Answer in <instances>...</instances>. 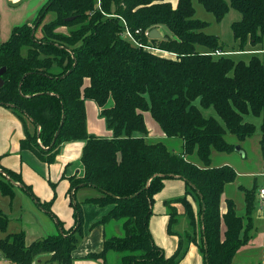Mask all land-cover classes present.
<instances>
[{
  "label": "trees",
  "instance_id": "obj_1",
  "mask_svg": "<svg viewBox=\"0 0 264 264\" xmlns=\"http://www.w3.org/2000/svg\"><path fill=\"white\" fill-rule=\"evenodd\" d=\"M198 1L217 21L230 8L240 13L230 25L238 50L263 41L264 0ZM48 12L53 17L42 23ZM194 14L192 0H47L31 24L13 26L8 39L0 42V69H5L0 104L25 127L21 150L52 163L63 143L84 141L81 172L69 177L70 187H93L97 194L84 202L110 207L94 223L104 226L103 246L85 257L107 264L114 253L117 264H178L200 231L205 263L231 264L252 236L256 186L241 187L243 215L231 199L221 215V195L236 172L228 164L210 166V154L212 149L235 150L225 139L227 132L239 139L255 132V124L245 120L249 114L261 117L264 153V62L256 54L248 60L211 54L225 51V45L203 31L207 22ZM58 26L74 28L62 33ZM152 28L160 38L148 37ZM126 29L138 44L124 35ZM85 99L96 102L111 137L87 132ZM209 108L219 119L203 113ZM145 111L165 136L182 139L180 151L148 141ZM195 150L204 167L186 159ZM173 177L183 179L187 190L164 201L167 233L177 236L176 248L167 255L153 239L149 223L155 196ZM15 182L50 211L52 200L41 202L18 173L0 164V193L12 197ZM188 193L196 199V209ZM175 204L183 206L187 219L183 233L175 230ZM74 217L71 228L64 229L58 220L61 232L30 243L23 230L5 233L0 252L11 264H32L42 255L48 264H73V252L84 235L79 203ZM8 220L0 210L1 231ZM221 221L226 227L223 239Z\"/></svg>",
  "mask_w": 264,
  "mask_h": 264
},
{
  "label": "crops",
  "instance_id": "obj_2",
  "mask_svg": "<svg viewBox=\"0 0 264 264\" xmlns=\"http://www.w3.org/2000/svg\"><path fill=\"white\" fill-rule=\"evenodd\" d=\"M4 1L14 2L15 0ZM26 1L28 4L26 11L9 19L10 29L7 34L8 36H6V30L8 27H3L0 30V42L8 39L13 26L22 23L31 24L36 18L38 11L47 0ZM232 51L234 50L232 49ZM253 53L258 55L264 62V39L261 43L256 45L247 44L242 52H235V55H250ZM248 59L249 57L244 60ZM95 104L89 99L85 100V109L87 106L89 111L90 109L94 110L95 108L96 113L100 112V108ZM249 115L245 116V120L253 122L256 126V130L258 129L259 134H261V117L255 116L256 119H259L258 121H255V119H251V116ZM24 129L25 127L23 126L22 121L11 111V109L0 104V164L3 167L18 173L21 176L23 183L31 187L32 192L41 202L52 200L50 205L51 212L40 206L19 182H15V193L12 197L4 196L0 193V210L9 218L5 232L0 230V237L8 232L23 230L25 232L26 243H30L34 239L61 232L62 230L58 220L62 222L64 229H69L74 225V208L76 207V203H79L83 214L84 235L73 252V264H103L101 260L91 259L85 257V255L90 251H99L102 248L104 226L102 224L94 223L97 222L110 207H100L96 204L84 202L86 197L97 194L95 188L89 186L70 187L69 177L75 174L78 175L81 172L82 166L80 163V156L84 141L73 140L63 143L55 160L52 163H46L41 161L31 151L21 150L20 140L25 135ZM89 132L102 133L98 134V136L102 135L103 137H111L112 135V131L104 129L100 123L97 128L91 126ZM162 137L163 136L160 135L153 138L148 134L147 139L148 141L154 142L160 141ZM163 140L166 139H162L161 142ZM180 140L182 145V139L180 138ZM172 150L175 151L174 149ZM234 151H231V154ZM240 155L242 157L246 156L245 153L244 155L240 153ZM239 173L244 176L252 174V172ZM256 173L261 181L260 184H258L255 195V209L252 214V236L250 240L242 245L234 254L232 261L237 256V262L235 264H264V199L259 195L260 189L264 187V161L262 162V167H260L259 171ZM246 183L248 188H250L251 185H256V183L249 181ZM241 187L245 186L239 184L238 188L241 189ZM186 190L187 187L185 181L181 178L173 177L165 180L163 189L155 196L149 227L153 239L167 255L172 253L176 248L177 236L167 233L166 225L168 215L164 201L166 199L183 195ZM241 192V194L234 196L232 194L227 195L225 190H223L220 198L221 215L226 211L227 199H231L235 204L237 213L243 215L245 201L243 191L241 190ZM187 197L192 201L193 206L196 209V199L190 193L187 194ZM175 206L177 207L179 216H185L183 206L180 204H175ZM114 226L115 232L119 233L120 228L116 225ZM225 229V224L221 221L220 233L222 239L224 238ZM177 232L179 233V231ZM199 234L200 231L197 234V242L189 245L187 252L178 264H206L204 256L199 248ZM45 259L46 256L42 255L36 258L32 264H48L45 262ZM0 264H11L4 258L1 252Z\"/></svg>",
  "mask_w": 264,
  "mask_h": 264
},
{
  "label": "rangeland",
  "instance_id": "obj_3",
  "mask_svg": "<svg viewBox=\"0 0 264 264\" xmlns=\"http://www.w3.org/2000/svg\"><path fill=\"white\" fill-rule=\"evenodd\" d=\"M175 0H173L174 2ZM193 6L195 8V14L194 17L198 18L200 20L206 21L207 25L204 27L203 31L209 34H214L218 36L221 43L225 45V50L230 52V56L237 59H247L253 54H242V55H235L236 53L242 52V50H238L237 43L234 41L232 30H231V23L233 21H236L240 18V13L230 8V10L225 14V16L220 20L217 21L214 17V15L208 11L198 0H192ZM9 4V5H8ZM27 1L26 0H15L14 2H6L4 0H0V30L3 27H8L6 30V36H8V32L10 29V22L9 19L19 15L20 13H23L26 11L27 8ZM53 17L52 12L46 13L45 17L42 20V23H46ZM74 27L69 26H58L56 28V31H60L62 33H68L69 30ZM164 31H167L165 27H163ZM38 33V32H37ZM40 33V32H39ZM10 34V33H9ZM200 51L202 52H208L209 49L205 46H199L198 47ZM235 48V49H234ZM232 49L234 51H232ZM88 84V80H84V85ZM88 100V99H85ZM92 103H96L94 100L89 99ZM198 105V102H196ZM96 105V104H95ZM203 113L208 115H213L217 117L216 113L212 108L202 110ZM93 114H92V113ZM86 125H87V132L89 134H102V133H90V127L97 128L99 126V123L102 124L104 129L109 130L104 122V119L99 114L100 112L96 113V110L87 108L86 106ZM98 115V116H97ZM144 118H145V124L148 129V134L152 136L153 138L158 137L162 135V142L166 145L168 149H174L176 152L180 150L182 147L180 137H167L165 136L164 132L162 131L159 124L155 121V119L152 117L149 111L144 112ZM251 116V119H255V121H258L259 119H256L255 116ZM218 118V117H217ZM219 119V118H218ZM256 123V122H255ZM104 134V133H103ZM259 130H255L254 133H252L249 136H246L244 139H239L235 134L227 132L225 134V139L227 142L231 143L235 146H239L243 152L246 154L245 157H242L240 153L238 152H221L217 151L215 149H212L210 154V166H222V165H230L234 168L236 172V176L232 182L227 184L224 188L227 195H234L237 196L241 194V189L238 188V185H242L247 187V181L256 183V188H258V184H260V177L257 176L256 172L259 171L260 167H262V162L264 161V153L261 150L260 145V136ZM102 136V135H101ZM161 139V140H162ZM160 140V141H161ZM186 159L190 162L196 164L197 166L204 167L205 163L199 158L197 155L196 150L193 151L191 154L186 156ZM239 172H252V174H249L247 176L241 175ZM256 176V177H255ZM258 181V182H257ZM252 187V185L250 186ZM188 227L187 225V219L185 216H179V220L175 226V230L179 231L180 233H183L185 231V228ZM187 229V228H186ZM119 234H122V231L119 230ZM107 234H111L110 230H107ZM117 255L114 253H111L109 255L108 263L107 264H117ZM237 262V256L233 259L231 264H235Z\"/></svg>",
  "mask_w": 264,
  "mask_h": 264
},
{
  "label": "water",
  "instance_id": "obj_4",
  "mask_svg": "<svg viewBox=\"0 0 264 264\" xmlns=\"http://www.w3.org/2000/svg\"><path fill=\"white\" fill-rule=\"evenodd\" d=\"M148 37L150 39H153V38H160L161 37V34L159 33V31L155 28H152L148 31ZM5 69L4 67L0 69V75H2L4 73ZM3 84V81L2 79L0 78V86ZM235 151L241 153L242 155H244V152L243 150L239 147V146H235L234 147Z\"/></svg>",
  "mask_w": 264,
  "mask_h": 264
},
{
  "label": "built area",
  "instance_id": "obj_5",
  "mask_svg": "<svg viewBox=\"0 0 264 264\" xmlns=\"http://www.w3.org/2000/svg\"><path fill=\"white\" fill-rule=\"evenodd\" d=\"M146 34H148V32L146 33ZM124 35H126L133 43H136V44H138L132 37H131V34L129 33V31L126 29L125 30V32H124ZM157 51V50H156ZM211 54H213V55H229V54H231L230 52H228V51H221V50H215V51H213V52H211ZM259 195H260V197L262 198V199H264V187L263 188H261L260 189V191H259Z\"/></svg>",
  "mask_w": 264,
  "mask_h": 264
}]
</instances>
